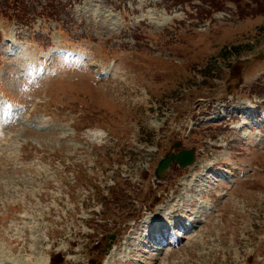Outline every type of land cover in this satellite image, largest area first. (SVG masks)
<instances>
[{
    "label": "rangeland",
    "instance_id": "rangeland-1",
    "mask_svg": "<svg viewBox=\"0 0 264 264\" xmlns=\"http://www.w3.org/2000/svg\"><path fill=\"white\" fill-rule=\"evenodd\" d=\"M168 1L0 0V96L18 109L0 143V264H264L263 1ZM249 100L247 138L211 115ZM177 141L224 185L177 164L156 180ZM185 203L198 228L143 253L139 219Z\"/></svg>",
    "mask_w": 264,
    "mask_h": 264
},
{
    "label": "water",
    "instance_id": "water-1",
    "mask_svg": "<svg viewBox=\"0 0 264 264\" xmlns=\"http://www.w3.org/2000/svg\"><path fill=\"white\" fill-rule=\"evenodd\" d=\"M177 147L178 145L175 144ZM173 161L179 163L181 167L191 164L194 161V156L192 151H185L180 153H172L162 159L155 171V175L158 179H161L163 174L169 170Z\"/></svg>",
    "mask_w": 264,
    "mask_h": 264
},
{
    "label": "bare ground",
    "instance_id": "bare-ground-1",
    "mask_svg": "<svg viewBox=\"0 0 264 264\" xmlns=\"http://www.w3.org/2000/svg\"><path fill=\"white\" fill-rule=\"evenodd\" d=\"M249 110H248V108L246 109V112H248ZM240 126H238V127H236V128H239ZM94 133V132H93ZM100 133V132H99ZM259 133L260 132H258V136H259ZM96 134V133H95ZM257 136V137H258ZM256 137V136H255ZM255 137H252V138H255ZM256 139V138H255ZM258 139H256V141H257ZM206 172V171H205ZM204 176V175H203ZM198 177V176H197ZM202 178V177H201ZM194 182V181H193ZM193 185V184H192ZM190 187H192V186H190ZM204 205V204H203ZM171 210L169 211V213H168V219L169 220H172L173 222H174V217L176 216H174L173 217V214H175L176 213V209L175 208H170ZM205 209V208H204ZM157 218V217H156ZM176 218V217H175ZM163 221H164V226L165 227H168L169 225H168V223L163 219ZM145 225H147V224H145ZM158 225V226H157ZM157 225H155V226H153V231H152V233H153V235H155V233H156V235L159 233V231H158V229H160L161 228V230H164L165 228H164V226H161V223L160 222H158L157 223ZM159 226H160V228H159ZM164 228V229H163ZM159 235H162L161 233L159 234ZM2 257V256H1ZM3 258V257H2ZM48 260V259H47ZM130 261V260H129ZM48 262V261H47Z\"/></svg>",
    "mask_w": 264,
    "mask_h": 264
},
{
    "label": "trees",
    "instance_id": "trees-1",
    "mask_svg": "<svg viewBox=\"0 0 264 264\" xmlns=\"http://www.w3.org/2000/svg\"><path fill=\"white\" fill-rule=\"evenodd\" d=\"M17 2L22 3V0H17Z\"/></svg>",
    "mask_w": 264,
    "mask_h": 264
}]
</instances>
